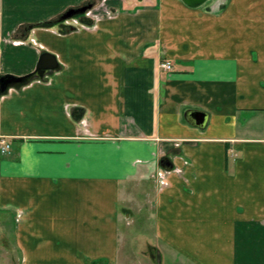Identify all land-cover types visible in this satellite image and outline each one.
Returning a JSON list of instances; mask_svg holds the SVG:
<instances>
[{"label":"crops","instance_id":"0c3cea01","mask_svg":"<svg viewBox=\"0 0 264 264\" xmlns=\"http://www.w3.org/2000/svg\"><path fill=\"white\" fill-rule=\"evenodd\" d=\"M49 1L0 0V75L60 66L0 94L7 264H119L143 181L157 264H264V0H110L95 31L31 29Z\"/></svg>","mask_w":264,"mask_h":264},{"label":"rangeland","instance_id":"374dc122","mask_svg":"<svg viewBox=\"0 0 264 264\" xmlns=\"http://www.w3.org/2000/svg\"><path fill=\"white\" fill-rule=\"evenodd\" d=\"M68 1H79L78 5L71 7H82L84 4L92 5L84 13L61 21V25L63 26V28L68 29V31H95L99 28V22L103 18L105 19L107 17L115 16V13L117 11L114 10L113 7H107V4H109L110 0H50L49 4L46 6L47 8L43 11H47L45 13V19H49L54 13L60 11V9L68 7ZM58 6L60 7L57 8ZM34 12L35 16L38 15L37 10H34ZM81 18L86 19L82 20V22L87 25H83L77 22V19ZM67 21L69 23H67ZM66 23L71 24L70 28L67 27ZM74 23L76 26L72 25ZM58 31H60V29H58ZM31 42L33 43V41ZM159 169L160 168H158L157 171H159ZM155 175L156 179L157 172ZM146 182L143 181L142 184V196H139V194L135 193L139 188V185L137 186L136 182L131 183L130 185V216L127 219H125V217L123 216L120 222L121 247L118 259L119 264H157L159 261V258L155 257L154 255V249L152 250V248L150 247V244L152 246L156 244L157 237L155 234L153 215L151 214L153 209L150 208V203L154 199V192L153 187L149 185L150 182ZM3 252L4 251L0 249V264H7L6 260L8 261L9 259L5 258Z\"/></svg>","mask_w":264,"mask_h":264},{"label":"water","instance_id":"95a60500","mask_svg":"<svg viewBox=\"0 0 264 264\" xmlns=\"http://www.w3.org/2000/svg\"><path fill=\"white\" fill-rule=\"evenodd\" d=\"M187 6L191 8H198L207 3L209 0H182ZM92 5H83L82 7H70L66 10L59 18L58 21L61 22L70 17H73L78 14L84 13ZM59 63L55 54L51 52H43L37 63L36 72L27 74L25 76H16L13 74H4L0 75V94H4L10 87L21 86L26 84L30 79L35 77L44 78L46 75L51 74L54 70L59 69ZM191 118L198 125H204L206 122L207 114L204 111L200 110H191L188 112ZM190 119L191 122H194ZM173 162L169 157H165L161 160V166L166 169L173 168Z\"/></svg>","mask_w":264,"mask_h":264},{"label":"built area","instance_id":"2783aa9c","mask_svg":"<svg viewBox=\"0 0 264 264\" xmlns=\"http://www.w3.org/2000/svg\"><path fill=\"white\" fill-rule=\"evenodd\" d=\"M77 20L76 21L78 23L83 24V25H87L84 22H82L81 19H77ZM67 23H69V22L67 21ZM72 25H75V23ZM69 26H71V24H67V27H69ZM33 41L35 42L34 39H33ZM16 42H21V40H18ZM161 66L163 68H165L166 70H172L173 69V64L170 61H166V62L162 63ZM11 147H12L11 142L9 141L8 137L0 134V162H1L2 156L9 153V151L11 150ZM174 171H179V170H178V168H175L172 170L160 168L159 171H157V181H158V184L161 188L165 187L168 184V177ZM20 214L21 213H19V215Z\"/></svg>","mask_w":264,"mask_h":264},{"label":"trees","instance_id":"16d2710c","mask_svg":"<svg viewBox=\"0 0 264 264\" xmlns=\"http://www.w3.org/2000/svg\"><path fill=\"white\" fill-rule=\"evenodd\" d=\"M58 23L61 24V22H59L58 19H56V18L52 19L51 18V19H48V20H44V21H40V22L32 24V28L37 27V26L52 27V26H54L55 24H58ZM68 28H70V27H68ZM66 30H68V29H65V31Z\"/></svg>","mask_w":264,"mask_h":264}]
</instances>
